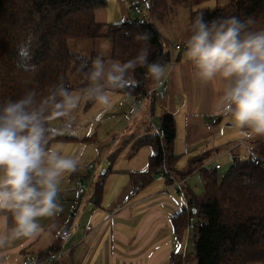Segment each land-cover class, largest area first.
Returning <instances> with one entry per match:
<instances>
[{
    "label": "trees",
    "instance_id": "obj_1",
    "mask_svg": "<svg viewBox=\"0 0 264 264\" xmlns=\"http://www.w3.org/2000/svg\"><path fill=\"white\" fill-rule=\"evenodd\" d=\"M153 1L152 14L160 21L169 17L172 6H190L191 21L201 13L207 21L234 15L241 21L251 18L264 27V0H217L218 5L212 9L196 10L194 8L205 0ZM104 6V2L97 0H0V100L17 99L25 88L33 87L44 96L49 87L58 82L73 91L87 86L77 69L82 59L91 60L94 56L71 53V40L109 39L111 59L125 61L140 50L136 34L148 32L151 34L149 61L160 60L169 65L170 53L149 13L120 23L99 24L95 14ZM27 39L31 43L29 58L25 59L18 49ZM145 72L146 69L137 68L134 73L137 83L127 89H115L113 93L134 98L143 95L156 84L145 79ZM77 77L79 80L73 81ZM160 127L161 139L155 134L137 143L140 147L152 145L155 153L150 157L147 171L131 174L134 185L151 182L164 163L171 173L174 171L179 158L172 151L176 137L174 117L164 113ZM72 138L60 135L52 144ZM256 153L258 159L247 164L236 157L221 180L217 171L202 169L203 194L189 192L188 208L172 217L173 230L182 246L188 216L196 220L193 250L189 252L193 264H264V168L261 163L264 145L259 146ZM193 162L194 168L184 175L199 168V161ZM103 192V182L96 183L93 199L97 206L101 204ZM54 250L41 252L37 264H45ZM182 255L181 251L173 253L171 264H181Z\"/></svg>",
    "mask_w": 264,
    "mask_h": 264
},
{
    "label": "clouds",
    "instance_id": "obj_2",
    "mask_svg": "<svg viewBox=\"0 0 264 264\" xmlns=\"http://www.w3.org/2000/svg\"><path fill=\"white\" fill-rule=\"evenodd\" d=\"M249 18L226 16L207 21L192 19L186 56L204 83L223 84L218 115L229 118L232 127L247 139L264 138V27ZM151 34L138 33L139 52L125 61L103 54L82 59L77 71L87 86L73 91L63 82L52 84L47 95L35 87L25 88L17 98L0 100V250L17 240H34L45 232L43 218L63 211L59 202L61 184L75 173L80 160L52 141L71 132L74 114L81 103L92 101L107 110L113 90L137 83V68L146 69L145 79L157 83L167 66L149 61ZM27 39L19 49L28 59Z\"/></svg>",
    "mask_w": 264,
    "mask_h": 264
},
{
    "label": "crops",
    "instance_id": "obj_3",
    "mask_svg": "<svg viewBox=\"0 0 264 264\" xmlns=\"http://www.w3.org/2000/svg\"><path fill=\"white\" fill-rule=\"evenodd\" d=\"M97 1L105 3L95 14L99 24H113L115 19L127 20L132 14L128 0ZM107 9L112 10L111 13H108ZM164 43L171 54L164 78L168 95L164 101L155 104L153 116L159 115L161 118L167 113L175 119L176 137L172 151L179 158L173 174L178 179H185L182 186H173L156 175L139 191L135 190L139 183L134 185L131 174L148 170L150 157L155 153L154 147L149 151L147 168L141 170L137 166H129L115 169L111 166L105 171L106 175L102 174L105 176L100 177L97 182L104 184L100 206H97L93 199L95 187L90 196L76 204L73 193L76 180L72 182V177L69 182L66 176L62 181L59 196L64 194L59 198V201L66 202L61 205L63 211L53 218L41 219L45 232L36 239L17 240L12 247L0 250V264H37L41 252L50 249H55V252L62 247L60 233L66 228L71 230L72 235L63 244L65 254L59 261L61 264H171L172 254L182 251L183 246L173 230L172 217L188 208L187 191H193L186 186L187 181L194 175H200L204 165L210 166L215 161L216 165L219 164L220 157L226 152H232V147L226 148L228 139L224 122L229 118L218 115L222 104L223 84L220 81L202 82L186 56V47ZM176 46H181L182 50H177ZM171 61L174 62L173 65ZM133 102L134 97L129 107ZM144 112L134 119L137 121L135 123L139 124L129 136L133 140L140 141L146 136L156 134L147 122L148 108H145ZM103 118L104 114L101 113L97 121ZM71 137L73 138L70 140L55 142L53 145L59 146L69 155H80L81 158V154L86 152L82 144L84 140ZM72 141L76 143H71ZM242 142L244 144L241 145ZM246 142L255 148L254 158L258 156L256 150L264 145V138L242 137L238 143L231 145L245 146ZM145 146H138V149ZM196 159L200 163L199 168L183 177L188 170L194 168L193 161ZM115 162L116 159L113 158L112 165ZM139 166L141 164H138ZM222 168L223 166L219 170ZM98 170L99 168L92 177H96ZM84 179L80 177L79 184L84 183ZM90 188L91 185L88 192ZM90 197L91 200L88 201Z\"/></svg>",
    "mask_w": 264,
    "mask_h": 264
},
{
    "label": "rangeland",
    "instance_id": "obj_4",
    "mask_svg": "<svg viewBox=\"0 0 264 264\" xmlns=\"http://www.w3.org/2000/svg\"><path fill=\"white\" fill-rule=\"evenodd\" d=\"M217 5H218L217 0H205L203 3H201L194 9L195 10L198 8L212 9ZM107 11L108 13H111L112 10L107 9ZM136 17L140 18V16H137L134 13H132L128 19H135ZM123 21H120V19H115L113 23H120ZM190 22H191L190 6L187 7L172 6L168 18L162 21L154 19V24L156 25L157 29L163 36L164 42L166 43L169 42L174 45L180 44L185 47H186L185 41L188 35L190 34L189 32ZM111 47H112L111 41L106 38L96 39V40L84 39V40L70 41L71 53L80 56L95 57L96 55L103 54L106 59H111ZM75 80H79V77L73 79V81ZM112 100H113L112 107L107 110L103 109L100 106L95 105V103L92 101L82 102L80 108L76 111L73 118L74 122L72 124V130L76 132V135H72L71 132L64 134L67 136L68 135L74 136V138L77 137L79 140H84L83 141L84 143L82 142V144L83 147L86 148V152L81 154V158L80 155L78 157L80 160V166L78 170L71 175H67L69 182L71 181L70 179L72 177H74L72 182L76 180V183L73 184V193L75 194L76 204L81 203L82 202L81 199L83 200L92 194L93 188L95 187L96 183L102 176L103 172L108 170L111 166H113L115 169L127 168L129 166H137V168L141 170L143 168H147V159L150 154L149 151L151 152L153 146L147 145L142 149H138V144L136 143L138 140L137 139L133 140V138L129 137L131 133H134L135 127L139 124V123H135L137 122L136 120L131 121L126 118V114L133 104L132 103L131 106L129 107V104L132 100V96H123L113 93ZM101 113L104 114V118L101 121H97V118L100 116ZM153 118H154L153 119L154 126L160 125V116L154 115ZM147 122L149 124V120ZM224 127L227 130V139H228L227 142L228 145L226 148L232 147L231 149L232 152L224 153L218 161V163L221 166H223L221 170L217 171L218 172L217 176L219 180H221L228 174V172L230 171L231 167L234 164V160L236 157L240 160L242 164H247L249 161L254 159L253 151H255V148L251 147L249 142H246L245 146H241L242 144L241 145L237 144L232 146L231 144L238 143L239 139L242 138L243 136L240 134V130L232 127V122L230 119H227L226 122H224ZM147 133L148 131L146 130V135ZM151 133L153 132L151 131ZM71 143H76V142L72 141ZM113 158L116 159V162L112 165L111 160ZM91 164L95 166V170L90 169ZM138 164H141V166L138 167ZM214 164L216 165V161L214 163H211L210 169L212 167L214 168L215 166ZM97 168H99V170L96 174V177H92L93 174L95 175ZM185 176L187 175H183V177ZM80 177L81 178L83 177V179L86 177L83 183L86 187H90L91 185L90 192H88L85 195L80 194L81 198H79V192L77 189V187L80 185L79 184ZM173 177L175 178L176 181H181L182 179H184V178L178 179V177H176L174 174ZM142 183L143 182H139V184ZM169 184L173 186H177L173 181L169 182ZM186 186H188L195 195L201 196L204 192L202 174L200 173V175L199 174L197 176L194 175L193 177L189 178ZM179 190L182 191V189ZM175 192L178 193L177 191ZM187 194H189V191H187ZM63 195L61 196L63 197ZM62 197L59 198L61 199ZM90 200L91 197L88 199V201ZM59 202L61 205L66 204V202H63L62 200H60ZM191 216L192 215L188 216L187 229L183 243L184 245L181 251V253L183 254L181 258L182 259L181 264L194 263L193 260L191 261L189 258L190 256L189 252L193 250V230H194V227L190 228V224H189Z\"/></svg>",
    "mask_w": 264,
    "mask_h": 264
},
{
    "label": "built area",
    "instance_id": "obj_5",
    "mask_svg": "<svg viewBox=\"0 0 264 264\" xmlns=\"http://www.w3.org/2000/svg\"><path fill=\"white\" fill-rule=\"evenodd\" d=\"M129 7L132 11L137 16H143L145 13H151V21L154 22V16L152 14L153 6H154V1L153 0H128ZM177 50H182L181 46H176L175 47ZM171 55V54H170ZM172 65L174 64L173 61H171ZM168 95V87H167V82L165 79L162 80V82L155 84L154 87L150 88L147 90L146 93L143 95L137 96L134 98V102L130 109L128 110L126 114V118L128 120H134L136 116L142 114L145 110V108H148L149 110V124L150 126L155 130L156 135L161 139L162 138V131L161 127L154 126L153 124V113L154 109L153 107L155 104L162 102L166 99ZM241 144H244L242 142ZM255 159H258V156H255ZM262 167L264 168V160H262ZM221 168L220 164H217L210 169L209 165H204L202 169L209 170L210 172H215L218 171ZM90 169L95 170L94 165H90ZM97 171V169H96ZM158 178L164 181H173L177 186H181V184L184 182L185 179H182L181 181H176L175 178L173 177V173L169 171L167 168L166 164H162L159 167V173H158ZM142 187V184H139L135 187L136 191H139ZM78 191L80 194L85 195L89 187H86L83 183L80 184L77 187ZM76 215V214H75ZM195 219L191 216L190 217V228H193L195 225ZM72 233L70 229H63L60 233V241L62 243V247L55 252H52L50 256L48 257V260L45 264H55L56 262L60 261V259L63 257L64 252H63V244L71 237Z\"/></svg>",
    "mask_w": 264,
    "mask_h": 264
},
{
    "label": "water",
    "instance_id": "obj_6",
    "mask_svg": "<svg viewBox=\"0 0 264 264\" xmlns=\"http://www.w3.org/2000/svg\"><path fill=\"white\" fill-rule=\"evenodd\" d=\"M103 174H105V171L103 172Z\"/></svg>",
    "mask_w": 264,
    "mask_h": 264
}]
</instances>
